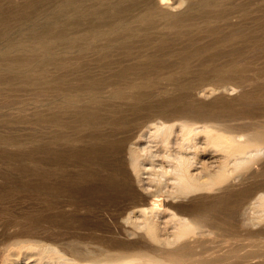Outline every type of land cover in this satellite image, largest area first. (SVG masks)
Instances as JSON below:
<instances>
[{
	"label": "bare ground",
	"instance_id": "1",
	"mask_svg": "<svg viewBox=\"0 0 264 264\" xmlns=\"http://www.w3.org/2000/svg\"><path fill=\"white\" fill-rule=\"evenodd\" d=\"M259 1L186 0L184 6L185 0H124L120 6L117 0H96L84 7L61 0L65 16L32 24V38L0 46V94L9 100V88L30 87L52 96L47 109L36 108L32 121L54 126V140L73 141L89 129L104 141L111 136L102 132L106 124L119 129L121 136L100 147L118 154L125 150L126 160L125 169L111 166L107 174L110 193L119 194L112 196L122 238L113 239L103 229L77 233L79 238L62 244L64 251L50 241L53 233L34 238L38 223L9 236L4 264H16L23 252L37 255L38 264H224L238 255L233 246L221 252L225 244L257 241V236L264 241V65L255 66L257 60L247 57L264 47V0L252 7ZM72 3L76 7L68 13ZM255 11L262 15L253 16ZM235 13L244 20L234 21ZM250 17L253 25L246 26L243 21ZM1 28L3 34L11 30L7 24ZM192 73L218 83L236 79L243 88L228 98L224 92L236 87L223 84L224 92L215 95L213 85L198 89ZM164 79L171 86H163ZM106 89L109 98L103 95ZM110 99L126 105L117 108ZM14 138L5 137L17 142ZM256 164H261L259 174ZM240 177L255 180L232 190ZM255 225V230L242 229ZM51 226L42 228L52 231ZM82 240L100 243L103 252L80 248ZM257 255L241 256L254 261Z\"/></svg>",
	"mask_w": 264,
	"mask_h": 264
},
{
	"label": "rangeland",
	"instance_id": "2",
	"mask_svg": "<svg viewBox=\"0 0 264 264\" xmlns=\"http://www.w3.org/2000/svg\"><path fill=\"white\" fill-rule=\"evenodd\" d=\"M71 1L81 4L84 7H91L95 4L96 0L94 1V3L93 0ZM117 1L120 6L123 5L124 0ZM260 1L258 3H252V7L257 8V6L261 3ZM60 2L61 0H0V29H2L1 26L5 24L11 27V30L8 34H3L0 31V46L5 45L9 42V40L12 39L32 38L29 35L30 32H28V29L32 27V24L43 25L47 21H49L50 18L54 19L59 17V14H61V16H65L66 10H62V8H60ZM184 3L185 4L183 5L185 6L186 0ZM183 5L182 7H184ZM75 7V4L72 3L70 7H67V9H69L67 10V12H71L75 9ZM48 11H50L51 14ZM254 13L255 14H253V16L262 15V12L260 11H255ZM44 19L47 21H45ZM232 19L236 22L240 21L239 19H241V21L244 20V18H240L238 14L236 15V13L232 16ZM248 20L253 23L252 17L247 19L245 18V21L243 22L247 24L246 26H250V24L252 26L253 24ZM257 36L260 37L261 34L259 33L257 34ZM237 41L239 42V39ZM256 52L259 53L258 51H251V53H249L247 57H252V60H254L255 58L254 61H258H256L255 66H260L263 68L264 47L261 49V54L259 53L260 55H258ZM73 54L75 55L74 58L79 56V54L77 55V53L75 54V52H71L69 55L72 56ZM90 58H93V56H91ZM94 62L96 61L91 60L90 63L92 64L90 65H92L94 70L98 72L99 67L97 65V62L96 64ZM193 74L194 73L189 75ZM194 77L197 79V76ZM197 80L198 82L200 81L198 83L200 84L198 89L211 87L213 85L214 88H216V92H214L215 95L218 94V92L223 93L225 85H235L236 90H233V92L229 93L227 92V90L224 92V94H226L228 98L237 97V95L241 91V87L243 88V86L240 85L241 82L236 79L219 81V83L218 81L211 78H203L201 80ZM165 81L166 80L164 79V81L161 82H164L165 84L167 83L168 85H165L163 83V86H171L170 82ZM261 82L263 83L264 80L262 79ZM236 84L238 85V87L236 86ZM218 87L219 90L222 88V90H220L222 92L218 91ZM29 88L30 87H24L23 89L21 88L18 90L15 88H9L8 91H5L6 93L8 92L9 94H11L9 100L8 98H5L4 92L3 94H0V136L2 137V139H0V264H4L5 262V247L7 246L6 242L8 241L7 239L9 238V236L15 233L18 234L19 232H23L25 231V229L27 230L31 226L35 227L38 223V226H41L38 227L39 229H37L40 233H38L39 235L37 234L36 236H34V238H37L39 236L38 238L42 237V239H44L43 234H46L45 232H47V234L53 233L52 235H55V240L53 239V236L49 235V238H52V240L50 241H54V244L56 243V245L59 244L58 246L60 248L62 247L61 249L64 251L65 248L62 244H64V242L68 240V238L71 239V236L77 238L78 236L80 237L85 234H97L98 232L103 233L104 230V233H107V235L111 236L113 239L122 238V234L120 233L118 226L115 225L116 223L114 221V211L116 207L115 200L119 198V194H116V196L110 193L111 186H109L108 184L107 179L109 178V176L107 174L109 173V170L112 169V167H114L115 165L118 166L117 163H119V166L121 165V167L119 168L118 166L117 168L116 166V170L125 169V150L123 151V153L118 154L117 152L115 153V151L107 149V153L105 151L103 152V149L100 147L101 143H106L111 140L114 141L115 137H117V135L121 136L122 132L119 129H116L115 131V128H112L109 124H106L103 127L102 132L107 133L111 136L106 139L104 138V141H99L97 138H95L94 133H92L91 130L88 131L89 129L83 130L80 133H76L75 136L77 137H75V140L73 141L54 140L52 138L55 130L54 126L46 124V127H48L46 128L44 125L35 124L32 121L33 118L37 116V111L41 110V108L42 110L45 108L47 109L45 103H50L54 100V98H52V96L50 95L46 96V94H43V92L41 91ZM105 92L106 95H104ZM108 93L109 90L106 89L103 95L109 98L110 95ZM210 96L213 97L214 95L211 94ZM210 96H204V99L209 100L211 99ZM199 98L203 99V95L199 96ZM13 100L15 101V105ZM110 100L111 102H113L114 100L112 104H115V107L117 108L126 105V103H124L123 101L118 100L117 102V99ZM11 102L13 103V105L11 104ZM26 116L27 118H25ZM8 117L12 121H8L5 119ZM226 121L228 122V120H220L219 122L224 123ZM229 121L235 123L237 120L229 119ZM210 122L217 124L216 121ZM35 128H37V130ZM11 136L13 138L15 137L14 139H17V142L5 139V137ZM93 151H97L96 157H93ZM89 152H91V154ZM99 155L100 157H98ZM101 156H103V158ZM114 156H121V158L119 160L118 157L115 158ZM88 157L90 158L88 159ZM84 158H87L88 161ZM94 158L95 160H93ZM115 161H117V163H115ZM111 162H113L114 165L111 164ZM259 165L261 166V164L255 165L256 169L259 168V172H257V174L260 173V167H258ZM117 180L121 181V178H117ZM246 180L251 183L255 180V178L240 177L239 179H237L238 182H235L236 184L232 186V190H239V187L242 184L247 183ZM93 189L95 190L94 193L92 192L94 191ZM208 194L210 193H207L206 195ZM112 195L116 196L117 199ZM247 205H250V203H248ZM44 221H46L45 224H52V231L51 229L47 228V230L46 228H44L45 226L43 227L45 230L42 228V225H45L43 224ZM26 223H28V225ZM262 223L264 226V222ZM262 223H260L261 227L259 226L258 229L263 228ZM99 226H101L102 228ZM257 226L255 225L250 227H242V229L244 228V230H251V227H253V230L254 227L255 229H257ZM99 228H101V230ZM61 231L64 233H62ZM67 234L68 236L65 238ZM3 237L5 238V240H3ZM123 238L127 239V237ZM134 239L136 238H131L130 240ZM243 239L244 241H242ZM247 239H249L250 242H248ZM250 239L251 238H242V240L236 239V246L233 245L234 243L225 244L224 247H222V249L220 250L221 252L226 253L233 246L237 249L238 255L229 257L224 262V264H254L257 261L260 262V260L262 262L261 264H263L264 258H262V256H264V241L260 240L262 239V237L259 236L258 238L257 236V241ZM86 242L87 241H85L84 243V240L80 241V248L86 250V247H89L90 249L87 250H93L94 253L103 252V249H100V247L103 248L100 243ZM241 242L245 245H239V243ZM98 247L100 251L98 250ZM225 247L227 248L224 249ZM71 252L72 251L70 250H66L67 255H72ZM245 253H254L260 255L255 256L256 259L254 261L253 259L247 261L242 258L243 254ZM34 256L37 258V255L35 254L26 255V253L23 252L20 254L19 261L16 264H38L36 263V258Z\"/></svg>",
	"mask_w": 264,
	"mask_h": 264
}]
</instances>
